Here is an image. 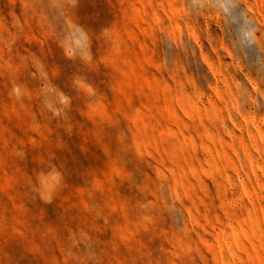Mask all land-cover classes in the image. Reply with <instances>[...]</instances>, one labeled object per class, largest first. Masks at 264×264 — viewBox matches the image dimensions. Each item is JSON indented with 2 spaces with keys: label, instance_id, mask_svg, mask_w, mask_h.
<instances>
[{
  "label": "rangeland",
  "instance_id": "374dc122",
  "mask_svg": "<svg viewBox=\"0 0 264 264\" xmlns=\"http://www.w3.org/2000/svg\"><path fill=\"white\" fill-rule=\"evenodd\" d=\"M0 264H264V0H0Z\"/></svg>",
  "mask_w": 264,
  "mask_h": 264
},
{
  "label": "clouds",
  "instance_id": "9594fccd",
  "mask_svg": "<svg viewBox=\"0 0 264 264\" xmlns=\"http://www.w3.org/2000/svg\"><path fill=\"white\" fill-rule=\"evenodd\" d=\"M55 177L58 178V177H59V173H55ZM43 183H44V182L42 181V184H43ZM44 186H45V188H47V185H46V184H45Z\"/></svg>",
  "mask_w": 264,
  "mask_h": 264
}]
</instances>
